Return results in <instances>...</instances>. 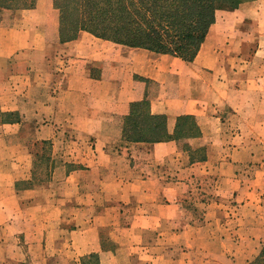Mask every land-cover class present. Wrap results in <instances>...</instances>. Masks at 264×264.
<instances>
[{
  "label": "crops",
  "instance_id": "0c3cea01",
  "mask_svg": "<svg viewBox=\"0 0 264 264\" xmlns=\"http://www.w3.org/2000/svg\"><path fill=\"white\" fill-rule=\"evenodd\" d=\"M144 99L169 134L178 117H194L202 136L189 142L209 140L206 161L191 163L173 140H124L131 106ZM258 114L264 1L218 10L190 63L85 31L61 41L53 0L1 10L0 264H51L41 257L48 248L67 250L56 264H93L94 255V264H248L242 242L228 259L231 238L218 233L232 228L219 212L194 226L182 204L209 169L215 188L251 203L259 190L238 170L254 153L246 140ZM242 233L264 235V216L244 221Z\"/></svg>",
  "mask_w": 264,
  "mask_h": 264
},
{
  "label": "trees",
  "instance_id": "16d2710c",
  "mask_svg": "<svg viewBox=\"0 0 264 264\" xmlns=\"http://www.w3.org/2000/svg\"><path fill=\"white\" fill-rule=\"evenodd\" d=\"M256 0H53L59 13L61 41L76 39L81 31L131 48L170 54L193 62L215 22L218 10L234 11ZM37 0H0L3 9H31ZM148 101L133 103L123 127L130 143L176 141L190 155L191 163L206 161V148H192L187 140L202 136L192 116H180L173 134L166 117L152 115ZM97 257L91 256L95 263ZM252 264H264V249Z\"/></svg>",
  "mask_w": 264,
  "mask_h": 264
},
{
  "label": "rangeland",
  "instance_id": "374dc122",
  "mask_svg": "<svg viewBox=\"0 0 264 264\" xmlns=\"http://www.w3.org/2000/svg\"><path fill=\"white\" fill-rule=\"evenodd\" d=\"M259 110L262 109L260 108ZM258 118L261 119V121L255 123L251 122L249 124L252 125V131H250L251 137L246 140L250 149L254 153L251 158L250 156H247L248 161L243 163L244 165L238 170V174L241 176L240 180L244 183L242 184L244 187L251 188L252 191L254 189L259 190L256 195L252 197L253 199H249V202L251 203H241V201H239L241 199L237 197V193H233L234 191L215 188L214 178L216 169H209L205 171V174L203 173L199 178H196L189 183V187L185 193V202L182 204L188 220L194 226L200 225L202 222L205 223L207 220H211V214L214 215L216 212H219L221 214V218H219L221 227L225 226L226 229L230 227L232 228V230L229 229L231 231H229L228 234L222 235V233H218L219 237L224 236L231 238L227 249H225L227 250L226 254L228 259H231L233 254L240 253V251L237 250L233 251L232 246L237 245L236 243L238 242H242L240 245L243 246L242 248L244 250L243 252L241 251V253H244L245 255L249 254L251 257L248 264H252L264 249V235L236 234V231L243 226L244 221H250L252 223L259 216H264V115L258 114L252 117V119L256 120ZM236 125H238V123L234 122L231 123L230 126L234 127ZM187 142L194 149L200 148V146L202 148H207L206 154L208 153L210 144L209 140L203 139L201 144H199V141L190 143L189 140H187ZM180 148L182 151L187 152L183 148V143H180ZM260 174H262L261 177H259ZM239 197L241 198V196ZM224 229L225 228L221 230ZM15 242L13 254L16 256V259H18L21 257V253L24 252L21 250L24 249V245L20 240H15ZM245 250L249 252H246ZM56 251V248H54V250L48 248L41 257L44 259V257L50 256L52 258V260H50L51 264H56V261L54 260L57 256L61 254L62 256L66 255L67 250L59 249L57 252ZM42 258L41 260H43ZM10 264L19 263L18 261H12Z\"/></svg>",
  "mask_w": 264,
  "mask_h": 264
}]
</instances>
